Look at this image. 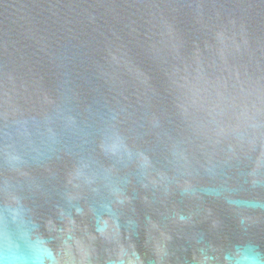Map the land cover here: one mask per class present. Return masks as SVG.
Wrapping results in <instances>:
<instances>
[{
    "label": "water",
    "instance_id": "1",
    "mask_svg": "<svg viewBox=\"0 0 264 264\" xmlns=\"http://www.w3.org/2000/svg\"><path fill=\"white\" fill-rule=\"evenodd\" d=\"M0 264H264V0H0Z\"/></svg>",
    "mask_w": 264,
    "mask_h": 264
}]
</instances>
